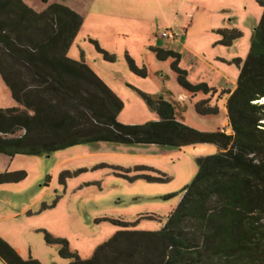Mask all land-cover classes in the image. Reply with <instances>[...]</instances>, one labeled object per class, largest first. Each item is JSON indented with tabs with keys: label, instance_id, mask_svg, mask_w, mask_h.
<instances>
[{
	"label": "trees",
	"instance_id": "16d2710c",
	"mask_svg": "<svg viewBox=\"0 0 264 264\" xmlns=\"http://www.w3.org/2000/svg\"><path fill=\"white\" fill-rule=\"evenodd\" d=\"M49 4V0H42ZM264 7V2L261 1ZM82 17L61 4L38 12L23 0H0V75L20 107L0 109V155L43 156L70 147L98 142L158 145L183 148L212 144L217 153L197 159L198 172L180 193L177 208L158 231L125 229L82 260L65 239L45 233L48 245L61 246L60 257L71 264H264V13L255 28L247 58L237 60L240 73L234 90H227L224 130L202 132L184 123L186 103L170 92L151 95L140 91L159 120L126 125L118 120L120 98L84 62L68 57ZM240 33H233L230 45ZM107 61L114 56L91 40ZM158 57L177 55L156 49ZM131 72L141 78L145 70L127 56ZM180 85L189 92L209 91L192 85L187 73L173 64ZM201 102L199 114L216 110ZM140 170L157 172L153 168ZM128 173L129 171H122ZM117 176L134 182H167L165 175ZM24 171L0 173V185L20 183ZM0 258L5 264H41L20 254L0 237Z\"/></svg>",
	"mask_w": 264,
	"mask_h": 264
},
{
	"label": "rangeland",
	"instance_id": "374dc122",
	"mask_svg": "<svg viewBox=\"0 0 264 264\" xmlns=\"http://www.w3.org/2000/svg\"><path fill=\"white\" fill-rule=\"evenodd\" d=\"M23 1L38 12L61 4L82 17L68 57L84 61L120 98L124 105L120 123L158 121L140 91L151 95L168 91L186 103L184 123L202 132L227 129L226 91L236 88L240 73L236 61L247 58L264 13V0H49L47 5L42 0ZM166 30L181 36L163 38ZM235 32L241 34L238 39L230 45L222 43ZM91 40L115 60L107 61ZM156 49L177 56L161 59ZM127 56L145 70V78L131 72ZM173 64L187 73L190 84H206L210 90L192 93L183 88ZM201 102L216 113L199 114L196 105ZM13 107L20 106L0 75V109ZM216 153L212 144L173 148L98 142L43 156L0 155V173H27L20 183L0 185V237L24 260L71 264L60 257L61 246L46 243L45 233L67 240L72 253L90 259L100 245L125 229L114 220L129 223L130 230H159L182 194L166 197L193 181L199 157ZM141 164L157 172L138 169ZM117 173L161 174L169 180L130 182ZM0 264H5L1 258Z\"/></svg>",
	"mask_w": 264,
	"mask_h": 264
},
{
	"label": "built area",
	"instance_id": "2783aa9c",
	"mask_svg": "<svg viewBox=\"0 0 264 264\" xmlns=\"http://www.w3.org/2000/svg\"><path fill=\"white\" fill-rule=\"evenodd\" d=\"M161 36L163 38H167V39H172V40H175V39H178L180 38L181 34L177 31H173V30H166L164 32H162ZM186 192H184L181 196V200L183 198V196L185 195Z\"/></svg>",
	"mask_w": 264,
	"mask_h": 264
},
{
	"label": "crops",
	"instance_id": "0c3cea01",
	"mask_svg": "<svg viewBox=\"0 0 264 264\" xmlns=\"http://www.w3.org/2000/svg\"><path fill=\"white\" fill-rule=\"evenodd\" d=\"M180 100L183 101L182 99H180ZM183 102H184V101H183ZM226 102H227V99H226ZM184 103H185V102H184ZM226 112H227V110H226ZM226 115H227V114H226ZM158 120H159V117H158ZM226 125H227V129H223V130H224L227 134H232V129L229 127V122H228L227 116H226ZM218 130H221V129H218ZM218 130H217V131H218ZM199 145H201V144H199ZM194 146H196V145H194ZM216 148H217V147H216ZM217 151H218V149H217ZM137 166H138V168H139V167L153 168V167H149V166H147V165H142V164H141V165H137ZM137 166H136V167H137ZM180 201H181V197H180ZM171 214H172V213H171ZM171 214H170V215H171ZM170 215H169V216H170ZM167 219H168V218H167ZM167 219H166V221H164L162 227H163V226L165 225V223L167 222ZM162 227H161V228H162ZM161 228H160V229H161ZM160 229H159V230H160ZM157 231H158V230H157Z\"/></svg>",
	"mask_w": 264,
	"mask_h": 264
},
{
	"label": "bare ground",
	"instance_id": "6f19581e",
	"mask_svg": "<svg viewBox=\"0 0 264 264\" xmlns=\"http://www.w3.org/2000/svg\"><path fill=\"white\" fill-rule=\"evenodd\" d=\"M260 103L264 104V99H262V100L260 101Z\"/></svg>",
	"mask_w": 264,
	"mask_h": 264
}]
</instances>
